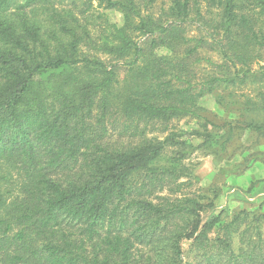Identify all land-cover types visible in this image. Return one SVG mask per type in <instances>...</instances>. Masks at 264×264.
<instances>
[{
    "label": "trees",
    "instance_id": "obj_1",
    "mask_svg": "<svg viewBox=\"0 0 264 264\" xmlns=\"http://www.w3.org/2000/svg\"><path fill=\"white\" fill-rule=\"evenodd\" d=\"M70 2L0 0V264H264V209L205 219L192 160L264 133V92L223 124L200 104L264 81V0Z\"/></svg>",
    "mask_w": 264,
    "mask_h": 264
},
{
    "label": "rangeland",
    "instance_id": "obj_2",
    "mask_svg": "<svg viewBox=\"0 0 264 264\" xmlns=\"http://www.w3.org/2000/svg\"><path fill=\"white\" fill-rule=\"evenodd\" d=\"M59 5H69L71 0H53ZM161 2L156 3L152 9L156 15L160 11ZM99 11H102L99 9ZM98 12V11H97ZM104 13L111 22L122 25L124 15L118 9H106ZM191 35L198 34L195 26L191 28ZM203 55L210 56L213 61L221 62L222 58L217 50H203ZM208 65V66H204ZM212 66L204 61L200 66V73L207 74ZM257 69V66L253 67ZM123 75V73H122ZM246 80L237 84L221 82L214 92L206 94L200 104L204 107L203 115L210 120L223 124L231 119H238L244 111L243 102L246 98L255 101L264 92V81L248 74ZM259 77V76H258ZM222 101L218 103L217 99ZM254 117L259 121L264 113L257 110L244 115V118ZM200 119H182L176 125L179 129L192 131L200 129ZM219 135L217 141L222 138L226 130H213ZM199 139V138H198ZM192 140L197 143L196 138ZM217 145V144H216ZM215 149H218L217 146ZM196 165V174L199 176L197 186H217L219 194L214 200L213 208L204 213V218L217 215L224 211L232 215L240 209H264V133L250 132L249 130L236 129L233 138L227 143L226 150L203 151L198 150L192 157Z\"/></svg>",
    "mask_w": 264,
    "mask_h": 264
}]
</instances>
